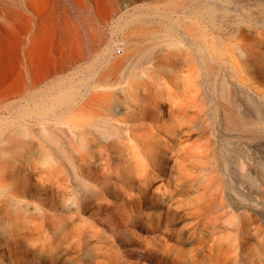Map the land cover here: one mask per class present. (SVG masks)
Returning a JSON list of instances; mask_svg holds the SVG:
<instances>
[{
  "label": "bare ground",
  "instance_id": "bare-ground-1",
  "mask_svg": "<svg viewBox=\"0 0 264 264\" xmlns=\"http://www.w3.org/2000/svg\"><path fill=\"white\" fill-rule=\"evenodd\" d=\"M2 1L1 9L6 18H19L24 11L29 14L25 0L20 3ZM25 25L28 26V20ZM75 30L77 36L78 23ZM259 35L264 37L262 33ZM77 37L76 51L80 48ZM251 59L257 60V55ZM232 67L242 83V66L232 64ZM155 69H163L159 61L151 69H144L141 83L126 92L141 101L135 105L125 103L126 110L137 113L131 123L113 120L108 113H116L120 105L109 101L99 105L107 112L106 115L99 112L102 118L99 127L93 122L49 126L44 118V111L49 107L45 109L40 104L29 107L27 101V106L22 102L0 106V264H131L128 255L131 250L143 251L136 247L142 239L128 228L131 217L114 215L118 207L108 201L116 199L121 189L125 196L122 200L129 210L138 207L140 196L132 197L131 188L135 186L138 193L144 194L155 173L164 165H169V172L179 171L169 175L163 191L168 205L166 216L169 219L184 208V214L191 219L189 225H185L186 240L195 246L160 254V262L231 264L234 261L241 264L240 237H245L247 230L255 239L264 236L263 224H258L253 214L247 217L245 210L240 211L245 202L254 203L259 193L264 196V170L259 168L255 152L260 134L264 132V85L263 88L257 83V86L254 83L243 85L255 98L247 97L254 107L253 122L248 125L234 116L238 105L236 94L228 90L224 81L216 79L217 69L212 68L206 79L204 77L206 93L214 102L211 107L208 104L209 111L205 103L198 102L200 106L193 110L191 106L189 110L175 109L169 99L163 100L154 82ZM72 104L68 101L66 112L72 110ZM87 105L85 103L83 108ZM139 131L142 134H138ZM243 140L249 141L246 146L254 151L248 156L249 163H245L247 157L241 149ZM126 142L135 145L139 142L143 146L142 169H133L128 165L130 162L124 160L126 154L122 146ZM31 179L36 182L29 185ZM116 182L122 188L119 189ZM129 185L130 189L125 188ZM27 188H31L34 196H28ZM106 207L111 212L108 226L101 224L102 231L94 224L100 223L97 216ZM223 217H228L231 225L235 222V235L227 233L228 242L224 245L218 243L216 235L217 223ZM159 222L157 216L149 218L145 224L157 232ZM22 250V257L18 258Z\"/></svg>",
  "mask_w": 264,
  "mask_h": 264
},
{
  "label": "rangeland",
  "instance_id": "rangeland-1",
  "mask_svg": "<svg viewBox=\"0 0 264 264\" xmlns=\"http://www.w3.org/2000/svg\"><path fill=\"white\" fill-rule=\"evenodd\" d=\"M13 1L20 3L22 0ZM25 2L29 14L24 11V15L11 19L4 16L1 9L3 1L0 0V106L21 102L24 106L29 104V107L40 104L45 109L49 107L44 111V118L49 126L55 123L61 126L65 122L76 126L93 122L99 127L98 124L102 120L99 112L107 114L99 105L109 101L115 105L119 104L120 110L108 113L112 115L108 116L113 120L117 118L131 123L137 113L132 109L126 110L125 103L135 105L141 101L126 92L140 84L141 73L151 69V66L159 61L163 69H155L154 82L159 95L163 100L169 99L175 109L179 107L189 109L194 106L193 110L205 103L209 111V106H213L214 102H211V96L206 93L204 77L206 79V75L215 68L219 71L216 79L219 82L224 81L228 90L236 94L238 105L234 116L248 125L253 122L254 107L247 97L255 99L254 94L243 85L257 83L261 88L264 85V37L259 35L264 34V0H25ZM27 20L28 26L25 25ZM29 20L32 21H30L32 26ZM68 21L69 26L66 25ZM77 23L78 37L75 30ZM22 33L23 36L20 37ZM76 37L80 47L77 51ZM247 48L250 50L248 53ZM255 55L257 60L251 59ZM211 56H214L215 60H211ZM29 63L31 65H26ZM232 64L242 66L244 77L242 83L239 82ZM62 88L64 90L61 92ZM68 101L74 103L69 113L66 112ZM58 102L60 103L57 104ZM62 102L66 103L61 104ZM85 103L89 105L83 108ZM108 116L104 117L109 119ZM59 125L56 127L63 129ZM138 134H142V131ZM260 136L255 152L258 153L259 168L264 170V132ZM193 138H196V135ZM247 143L250 144L245 140L241 143V149H244L242 150L247 157L245 163H249L248 156L254 152L253 148L248 149ZM122 149L127 158L124 160L130 162L128 165L131 168L144 167L141 161L144 160L145 151L139 142L136 145L126 142ZM133 158L137 159V162ZM124 165L126 167L125 163ZM169 170V165H164L163 169L155 173L156 176L152 178L144 194L138 193L135 186L125 187L132 189L130 193L132 197L140 196L138 207L129 210L128 205L122 200L124 194L121 193L122 187L118 185L119 182H116L120 189L119 197L108 201L118 207L114 215L131 217L129 219L132 222H128V228L142 239L136 247L143 251L131 250L128 255L131 264H170L160 262L158 259L160 254H170L178 249L187 250L195 246V243L186 240L185 225H189L191 219L184 214V208L178 209L171 219L166 216L168 205L163 191L169 175L179 172L171 170L170 173ZM113 176L116 177V173ZM35 182L31 179L28 184ZM25 192L28 196L33 195L31 188H27ZM242 208L240 211L245 212L244 215L247 214L248 217L253 214V218L258 224H263L264 229V196L261 193L254 203L247 201ZM110 212L111 209L106 207L98 214L96 220L100 223L94 224L98 229L104 231L102 225L108 226ZM157 216L160 220L159 230L153 232L145 222ZM232 222L234 225L235 222ZM217 224L218 243L227 244L226 234L234 236V227L228 221V217H223ZM245 232L248 233V230ZM247 233L243 235L246 238L241 236L239 239L241 243L239 263L264 264V236L255 239L253 233L250 232L251 236ZM20 253L18 258L22 257L23 250ZM4 259L7 260V257ZM231 264L236 263L233 261Z\"/></svg>",
  "mask_w": 264,
  "mask_h": 264
}]
</instances>
